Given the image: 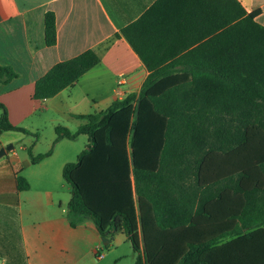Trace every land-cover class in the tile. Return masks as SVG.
<instances>
[{"label": "trees", "instance_id": "1", "mask_svg": "<svg viewBox=\"0 0 264 264\" xmlns=\"http://www.w3.org/2000/svg\"><path fill=\"white\" fill-rule=\"evenodd\" d=\"M239 0H155L121 29L148 74L138 92L87 114L88 145L62 176L66 217L123 233L132 264H264V25ZM47 45L55 16L44 18ZM115 34V36H117ZM185 39L179 43L178 40ZM94 48L53 64L34 82L45 99L99 62ZM16 72L0 64V83ZM0 132L13 125L0 102ZM36 163L51 148L34 155ZM28 181L17 176L18 190ZM16 262L20 259H9Z\"/></svg>", "mask_w": 264, "mask_h": 264}, {"label": "crops", "instance_id": "2", "mask_svg": "<svg viewBox=\"0 0 264 264\" xmlns=\"http://www.w3.org/2000/svg\"><path fill=\"white\" fill-rule=\"evenodd\" d=\"M154 1L0 0V64L16 72V76L0 83V102L6 107L9 121L29 130L26 121L39 109L53 113L48 120L54 127L77 128L83 120L75 114L104 109L127 93L138 92L148 69L121 29ZM239 1L248 12L258 10L255 19L264 25V0ZM46 11L55 16L56 42L52 45L45 41ZM88 48L99 55L96 65L54 96L32 97L37 78L56 62ZM26 134L17 129L4 130L0 132V147L17 139L30 141L24 137ZM57 142H53L47 157L53 154ZM35 147L34 142L18 149L13 144L0 156V264H119L121 259L109 246L114 247L125 235H108L111 240L104 244L92 220L71 226L65 215L67 203L58 193V187L65 184L60 177L44 174L41 168L46 166L47 157L31 162L28 149L34 154ZM30 166H35L36 185L27 172ZM19 175L28 181L25 190L17 188Z\"/></svg>", "mask_w": 264, "mask_h": 264}, {"label": "rangeland", "instance_id": "3", "mask_svg": "<svg viewBox=\"0 0 264 264\" xmlns=\"http://www.w3.org/2000/svg\"><path fill=\"white\" fill-rule=\"evenodd\" d=\"M52 112L41 110H36L33 114H31L27 119V124H29V130L26 131V134L24 137H28L30 141L23 142L22 139H17L16 141H13L12 144L15 145L16 149L22 144L31 145L33 142L36 144V147L34 148V154L43 153L53 146V142L55 141V138L57 136V132L55 130V127L49 122L48 117H52ZM60 122V121H57ZM62 124V123H61ZM69 130L71 132H75L76 127L73 125L69 126ZM62 140L57 142V146L53 154L49 157H47V164L46 166L42 165V171L47 174H49L52 178L53 177H60L61 181L65 184V186H59L58 187V193L60 195V198L63 200L64 203H67V201L70 198V191L71 187L70 185L65 181V179L62 176V164L63 162H70L75 161L78 153L86 148V145L88 144L87 135L86 134H78L75 139H69V138H61ZM35 166H30L27 169V172L29 176L31 177L32 182L36 185L34 179V171ZM44 167H46L44 169ZM36 176V175H35ZM67 210V206H66ZM119 237L118 240L113 244L112 251H114L115 254L119 256L120 263L119 264H125L133 261L135 259V253L132 250L130 242L127 240L126 236ZM103 251L105 253H108L106 246H102ZM114 255V254H113Z\"/></svg>", "mask_w": 264, "mask_h": 264}, {"label": "water", "instance_id": "4", "mask_svg": "<svg viewBox=\"0 0 264 264\" xmlns=\"http://www.w3.org/2000/svg\"><path fill=\"white\" fill-rule=\"evenodd\" d=\"M13 147L12 143H9L7 145L1 146L0 147V156L3 155L7 150L11 149ZM111 238L107 236H101V241L106 244L110 242Z\"/></svg>", "mask_w": 264, "mask_h": 264}, {"label": "built area", "instance_id": "5", "mask_svg": "<svg viewBox=\"0 0 264 264\" xmlns=\"http://www.w3.org/2000/svg\"><path fill=\"white\" fill-rule=\"evenodd\" d=\"M103 254L102 253H99L98 256H102Z\"/></svg>", "mask_w": 264, "mask_h": 264}]
</instances>
